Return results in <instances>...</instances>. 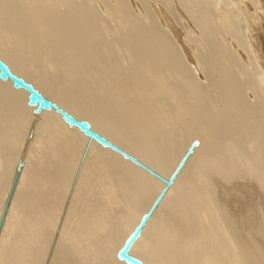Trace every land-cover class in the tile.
<instances>
[{
    "label": "bare ground",
    "instance_id": "bare-ground-1",
    "mask_svg": "<svg viewBox=\"0 0 264 264\" xmlns=\"http://www.w3.org/2000/svg\"><path fill=\"white\" fill-rule=\"evenodd\" d=\"M140 1L138 13L132 0H0V16L16 27L14 33L5 31L0 58L112 142L125 137L119 147L148 166L158 161L168 178L192 142H199L173 183L178 200L182 189L191 191L207 243L188 242L177 261L166 244H179L160 237L165 254H159L150 240L156 226L180 234L195 227L192 217L161 200L133 245L137 257L146 264H200L207 254L213 255L212 264H264V0H157L159 8L151 5L155 0ZM121 13L130 17L115 15ZM115 17L121 19L116 34L107 28ZM8 41L19 44V53L10 51ZM87 58L115 75L111 97L104 93L110 100L101 107L63 77L67 68L84 79ZM40 60L63 75L59 82L32 76ZM126 68L137 69L141 78ZM142 84L161 95L164 107H153ZM28 96L12 80L0 79V206L10 195L20 162L26 116L36 108ZM44 113L50 124L56 122L50 116L62 117L54 109ZM71 128L85 135L77 126ZM69 145H79L78 138L69 137L68 145L56 146L47 158L28 152L0 228V264H84L89 253L96 257L101 252L91 236L95 239L111 226L105 246L116 245L117 229L123 243L156 200V195L134 192L117 180L116 169L138 170L120 153L100 144L97 150L110 152L104 160L96 150L81 148L82 162L73 166ZM100 200L111 211L121 210L119 221L91 218ZM169 232L165 229L166 238L172 237Z\"/></svg>",
    "mask_w": 264,
    "mask_h": 264
},
{
    "label": "rangeland",
    "instance_id": "rangeland-1",
    "mask_svg": "<svg viewBox=\"0 0 264 264\" xmlns=\"http://www.w3.org/2000/svg\"><path fill=\"white\" fill-rule=\"evenodd\" d=\"M107 2H109V1H107ZM111 2H112V0H111ZM132 2L135 3V4L132 3L133 5L131 4L133 10L136 12L138 11V13H139L140 12L139 8L143 9V7L141 6L143 4H140L141 1L139 2V0L138 1L132 0ZM156 2H157V0H155L151 3V0H150L151 5L153 4L155 8L156 7L159 8L160 6H158L159 4H158V2L157 3ZM155 4H158V5H155ZM160 4H161V2H160ZM139 6H141V7H139ZM161 6H162V4H161ZM136 9H138V10H136ZM142 9H141V11H142ZM178 11L183 16H187V14L184 12V10H182V8L179 5H178ZM121 14H122L121 16L118 14H115V15L118 17H130V15H126L125 13H121ZM231 14H232L231 15L232 19L235 20L234 12H231ZM162 16H163V18L162 17H160V18L163 20L164 15L162 14ZM118 17H115L114 18L115 21L112 20L113 22L110 20V22H109L110 24L107 26L108 30L111 33H114V34L117 33V24H118V26H120L119 24L121 23V19ZM163 22L165 23L166 21L164 20ZM173 22L176 24L175 20ZM178 29H180V31L183 30V28H181L180 26ZM15 30H16V27H14L10 23L9 19H7L3 16H0V44L1 45H2L1 41L5 40V38H6V34H5L6 32L5 31L14 33ZM181 32L183 33L184 30ZM180 33H176V34L178 35V37L180 36L179 38H181V37L183 38V36H181ZM182 38H181V40H183ZM229 41L232 43V46L237 47L238 44H237V42H235L234 39L229 37ZM7 44L9 45V47L12 48V49H10V51L12 53H19L20 48H19V46H18L19 44L17 42L13 43V42L8 41ZM215 51H216V48L213 49L214 53H215ZM11 52H9L10 55H11ZM217 60H218V58H217ZM85 61L87 63V67L89 68V71L86 74V77L84 78L85 80L78 78V76L75 73H73L70 69H67V68H65L63 71L64 76L62 74L59 75V74L53 73L51 70H48L49 69L48 66L45 65V63L42 62L41 60L37 64V65H40L39 68L34 69L32 71V76H35L36 78L52 80L54 82H59L58 78H61L60 76H63L64 78L68 79L71 82L73 88L81 91L83 93L84 97H87L92 103H94L95 106L101 107L108 100H110V99L106 100L105 99L106 97L104 98V93L107 94V98L111 97V93H108V91L111 88V86H113V84H114L113 80H115L114 79L115 75L112 74L108 69H106V67L100 66L98 64V62H95V60H93V59L87 58V60H85ZM122 67L123 68L126 67L125 64H123V62H122ZM124 70H125V68H124ZM136 70L126 68L125 72H130L132 75H134L138 78H141V76L137 73ZM14 73H16V72H14ZM142 87L146 91L145 93H147V95L149 96V97L147 96V100L151 101L154 104V105L152 104L153 107L154 106L160 107V108L164 107V105L166 104V101L163 100L161 95L157 94L156 92H154L150 88L146 87L145 84L144 85L142 84ZM66 88L73 90V88L71 86L66 87ZM134 96L135 95L131 96L132 99L134 98ZM175 97H176V102L180 103V105L183 108H185L189 111L190 108L185 103L184 99L179 98L176 95H175ZM34 110L31 111V115L27 114V116H26V123L27 124L24 126V128L21 131L23 139H22L21 144H20V146H21V152H20L21 154L19 155L20 161L24 162L28 152L31 150H32L35 157H39V158L50 157L53 155V151H54L56 146H59L61 143H64V142H65V145H68V138L71 136H76L79 140V145L67 146V150L71 154L70 163L72 165L77 164L79 162L80 163L82 162L81 156L79 154V151L81 150V148H85L88 151H92V152H95V150H96V153L100 156V158H102L104 160H107L110 158L109 157L110 152L108 150L107 151H104L103 149L97 150V148L100 144L96 143L95 139H92L90 141L89 137H86L85 135H79L74 129L71 128V126L67 122L64 121L63 117L58 116V115L56 116V114L50 116L52 119L56 120L55 123L50 124V123H47L45 120L46 116H45L44 110L41 113H35ZM102 113L104 115H107V114L112 115L113 114V112L111 110H102ZM167 113H165L164 118L167 117ZM159 122L160 121H158V123ZM137 124H142V121L141 120L137 121ZM11 131L13 133L12 128H11ZM65 137H66V139H64ZM123 138L125 139V137H123L122 135H119V137H116V140H114L113 143L117 144L118 146L120 145V144H118L119 142L125 144L126 141ZM78 156H80V160H78ZM133 156L137 157V155H133ZM93 157H94V155L91 156L90 158H88L87 161H90ZM132 164H133V166H135L138 169L137 171H134L132 173H126V172L121 171L120 169L114 170V173H115L117 180L121 184L128 183L130 185L132 191H134V192L140 193L144 189V193H142V194L152 193L158 197V195L162 192V190L166 186V182L164 180L156 177L155 175L149 173L148 171H146L142 167L136 165L135 163L132 162ZM156 164H158V161L153 162V165L155 167H152V166H149V167L152 168L157 173H159L164 178L169 179L167 175L165 176L164 172L162 173V171L160 170V167H157ZM70 170L72 172L73 168H71ZM97 172L99 173V171H97ZM75 173L76 172H74L72 174H75ZM81 174L83 175V173H81ZM248 174H250V176L252 178H253V176H255V175H252L251 172H248ZM224 175L226 177H228V176L230 177L231 173L226 172ZM10 188H11V186H10ZM174 188H176V186L174 185V183H172L170 185V187L167 189L162 201L167 203V204L175 205L183 213L192 217L194 219L195 227L190 232L180 234V233L175 232L174 230L170 229V227L167 226L165 229H166V231H170L169 233H171L170 235H172V237L166 238L165 237V229L163 227L156 226V230L154 228V233L150 234V240H152V244H153V246H155L157 248V251L159 254H161V252L163 254H165L164 250L162 249L163 241L160 237H163L165 239L173 238L172 240H176V242L179 244L178 247H174L171 243H167L166 247L171 251L170 255L171 256H177L176 260L180 261V260H182V257L185 255V252H186L185 245H187L188 242L191 241L192 244L203 247L207 243L208 239H207L204 232L202 234L203 220L199 215L198 206L190 198L191 191L188 192L187 189H182L179 192L180 196L182 197V200H178L177 198H175L177 195L175 194ZM8 192H10V191H8ZM167 193H172V195H168ZM8 198H9V195L6 196V198L4 199V202L0 206L1 211L3 210L2 212L0 211V218H2V216H3L4 209H5L6 203L8 201ZM95 210H96L95 213L91 212V214H92L91 218H93L97 221H101L99 219L101 217V218L111 219V220L115 221V223H116V221L117 220L119 221V219L121 218V213H120L121 210L111 211L108 204L104 200L99 201V205L96 207ZM97 210H98V213H97ZM117 230L118 231L115 233V240L117 243H116V245H113L110 247L105 246L104 241L111 234V226H110V228H108L106 230V232L97 235V238L93 239V236H91V239L97 245L98 249L101 250V252L96 257H95V255L97 253H94V252L89 253L88 256L86 257V259H88L86 261L88 264H114L116 262H122V260L118 259L117 252L120 249V247L123 245L124 242L122 243V241H121V238H122L121 230H119V229H117ZM136 252H137L136 248L134 246H132L130 253L134 256H137ZM212 258H214L213 255L204 254L200 260L201 261L200 264H212V260H211ZM86 262H84V264H87Z\"/></svg>",
    "mask_w": 264,
    "mask_h": 264
},
{
    "label": "water",
    "instance_id": "water-1",
    "mask_svg": "<svg viewBox=\"0 0 264 264\" xmlns=\"http://www.w3.org/2000/svg\"><path fill=\"white\" fill-rule=\"evenodd\" d=\"M0 79L2 80H12L13 85L15 88H22L25 89L26 91L29 92L28 96V104L30 106H35V113H41L43 110H51L54 109L58 113H60L64 119L65 122H67L71 127L77 126L82 132H84L85 135L89 136L90 141L92 139H95L98 143L103 145L104 147H109L113 149L114 151L120 153L123 157L126 159H129L136 165L142 167L149 173L155 175L156 177L164 180L166 182V186L162 190V192L158 195L156 200L154 201L153 205L149 209L148 212L144 213L136 227L132 230V232L126 237L123 245L120 247V249L117 252V257L119 260L125 261L127 264H146L142 259H140L137 256H134L130 253V250L132 246L134 245L135 241L140 237L141 232L150 219L152 213L154 210L157 208L161 200L163 199L167 189L170 187V185L173 183L175 180L176 176L184 166L185 162L187 161L188 157L190 154L193 152L194 148L198 145V141L195 140L192 142L191 146L189 147L188 151L172 173V175L169 177V179L164 178L161 176L159 173L154 171L152 168L144 164L142 161H140L137 157L133 156L126 150L122 149L119 147L117 144L113 143L111 140L100 134L99 132L95 131L91 123L86 120V119H78L76 118L73 114L68 112L67 110L63 109L61 106H59L56 102L52 101L51 99L47 98L38 88L34 86L33 83L27 81L24 77L19 76L18 74L14 73L9 65L0 58ZM23 162L20 161L17 166V171L16 175L13 181L12 189L10 191V195L8 198V201L6 203L4 213L1 219V225L4 222V219L6 217L7 211L9 209L10 201L12 198V195L14 193V190L16 188L20 173H21V168H22Z\"/></svg>",
    "mask_w": 264,
    "mask_h": 264
}]
</instances>
